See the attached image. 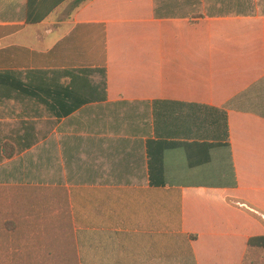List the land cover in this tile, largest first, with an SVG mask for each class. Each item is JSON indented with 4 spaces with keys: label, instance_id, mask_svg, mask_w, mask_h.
<instances>
[{
    "label": "crops",
    "instance_id": "1",
    "mask_svg": "<svg viewBox=\"0 0 264 264\" xmlns=\"http://www.w3.org/2000/svg\"><path fill=\"white\" fill-rule=\"evenodd\" d=\"M26 4L0 0V264L264 263V0Z\"/></svg>",
    "mask_w": 264,
    "mask_h": 264
},
{
    "label": "trees",
    "instance_id": "2",
    "mask_svg": "<svg viewBox=\"0 0 264 264\" xmlns=\"http://www.w3.org/2000/svg\"><path fill=\"white\" fill-rule=\"evenodd\" d=\"M67 0H27L26 4V22L28 24H36L46 19L57 7ZM82 0H75L76 4L81 3ZM248 248L259 249L264 253V236L254 237L248 240ZM67 254V260L62 261L66 264H74L75 252L72 251L70 255ZM72 258V261L70 260ZM59 264L61 262H58ZM245 264V263H244ZM264 264V263H261Z\"/></svg>",
    "mask_w": 264,
    "mask_h": 264
},
{
    "label": "rangeland",
    "instance_id": "3",
    "mask_svg": "<svg viewBox=\"0 0 264 264\" xmlns=\"http://www.w3.org/2000/svg\"><path fill=\"white\" fill-rule=\"evenodd\" d=\"M85 1H87V0H82V2H85ZM202 2H203V0H202ZM207 2V1H206Z\"/></svg>",
    "mask_w": 264,
    "mask_h": 264
}]
</instances>
